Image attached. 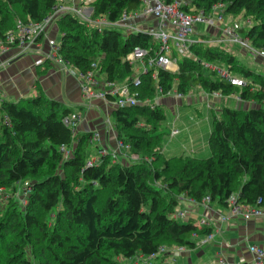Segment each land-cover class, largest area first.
Segmentation results:
<instances>
[{
  "label": "trees",
  "instance_id": "obj_1",
  "mask_svg": "<svg viewBox=\"0 0 264 264\" xmlns=\"http://www.w3.org/2000/svg\"><path fill=\"white\" fill-rule=\"evenodd\" d=\"M218 2L231 21L245 18L239 32L253 47H264V0H184L181 8L209 13ZM56 3L0 0V39L17 20L40 21ZM88 4L92 17L109 20L141 7L140 0ZM55 24L61 34L59 54L71 66L85 73L95 63L96 72L107 81L126 83L139 99L153 105H127L110 112L116 138L129 145L128 154L135 159L120 155L112 161L110 154H103L87 165L91 133L63 123L72 112L64 103L44 94L17 101L0 98V264H120L117 257L147 255L161 245L189 248L195 245L193 233L206 234L212 226L174 217L182 198L199 201L209 195L223 207L231 193L246 205L259 197L264 201L263 74L241 64L226 43H213L204 34L181 58L173 50L175 71L150 67L137 73L135 85L136 71L127 55L136 46L153 55L158 44L152 36L115 28L99 31L72 13L61 14ZM204 62L225 67L245 84H230ZM195 89L235 93L239 99L233 107L218 102L223 105L213 113L208 156H168L159 128L165 114L158 98L177 91L183 99ZM61 145L68 149L67 156ZM21 181L28 187L25 204L14 196L2 203L1 191L14 192Z\"/></svg>",
  "mask_w": 264,
  "mask_h": 264
},
{
  "label": "built area",
  "instance_id": "obj_2",
  "mask_svg": "<svg viewBox=\"0 0 264 264\" xmlns=\"http://www.w3.org/2000/svg\"><path fill=\"white\" fill-rule=\"evenodd\" d=\"M89 1L90 0H57V3L53 7L52 11L40 21L26 23L21 20H17L14 29L6 33L4 40L0 39V52L4 53L12 46H15L18 49L17 51L20 53L36 50L40 53V56L35 59L34 65H40L45 61H49L58 69L70 71L74 67L61 57L58 51L59 44L56 43L55 37L49 36V32L61 14L72 13L79 19V21L90 26H94L99 31L105 28L125 29V31L134 32L143 31L155 39L158 47L157 50L153 51V55H149L148 49L138 46L134 47L127 55V59L130 63H137V65L139 64L141 66V68L137 67L136 74L132 78L133 84L135 85L139 83L137 73L146 72V70L150 67L159 66L169 71H175L177 69V59L172 54L173 50L180 55L187 53L189 45L197 41L191 37L196 23L206 24L207 30L219 31L221 33L213 42L220 43L229 41L236 43L252 54L264 59V47H253L248 38L239 32L241 24L238 21H231L228 23L224 21V4L221 2L214 3L209 13H204L202 11L188 13L181 8L184 0H173L171 2H165L164 0H140V9L123 11L119 19L109 20L105 16L92 17L91 7L86 9L89 6ZM85 9L88 11L86 12ZM147 17L156 19V23L155 25L143 28L140 26V22ZM42 39L46 40L48 46L47 50H43ZM4 64H6V59L0 61V67ZM203 64L205 67L216 71L222 79L232 85L241 86L245 84V81L241 77L230 73L225 67L209 62H204ZM96 71L95 63H92L91 69L87 70L85 73H80L78 71L81 78V90L86 97L101 99L109 105L112 110L117 107L136 105L140 103L153 105L150 100L139 99L136 96V93L130 91L128 85L123 82L121 84H116L114 82L106 81V84L109 87L107 90L104 88H96ZM158 93H161L160 88L158 89ZM205 93L207 95L206 99L209 97L213 98L212 100H209L211 103L215 99L226 98L231 95L236 98V101L239 99L235 93H231L229 95H223L219 91ZM107 94L113 96V98L109 100L107 98ZM172 95L176 99L183 97L182 93L177 91H173ZM0 98H3L1 92ZM209 101H207L208 106L211 104H208ZM79 119L80 115L77 112L72 111L68 115H65L62 121L67 126L77 128ZM105 123L108 126V129H113V125L109 118L105 120ZM90 132L91 141L95 142L100 139L99 131L94 129ZM178 133L179 129L176 127H173L170 130L171 136ZM60 149L66 156L68 155V149L66 146L61 145ZM128 153L129 145L123 144L117 138L114 148L107 149L105 147H100L99 149V155L110 154L112 161H117L120 155H123L124 157L128 156L131 159L136 158L135 155H129ZM96 161H98V159H88L87 165H92ZM24 183L27 186V182ZM188 201L192 204L204 207L203 214L199 220V225H211L212 228L215 229V231L211 229L210 232L204 234L203 242L212 240L219 230L217 223L225 222L230 217H241L245 220L251 217H264V201L261 197H259L254 204L246 205L238 201L237 193H231L226 198V211L215 213L214 217H210L209 215L210 210H212L210 209V202L212 201L209 195L203 196L199 201H195L190 198H188ZM186 212L187 211L185 210H177L173 213V216L183 218L186 215ZM192 237L196 238L197 233H193ZM169 248L171 247L161 245L155 252L147 255L141 254V257L143 258L142 262H152L162 253L174 254L184 252L186 246L175 245L172 249L173 251H170ZM248 250L251 255L249 264H264V247L257 244H250L248 246Z\"/></svg>",
  "mask_w": 264,
  "mask_h": 264
},
{
  "label": "crops",
  "instance_id": "obj_3",
  "mask_svg": "<svg viewBox=\"0 0 264 264\" xmlns=\"http://www.w3.org/2000/svg\"><path fill=\"white\" fill-rule=\"evenodd\" d=\"M155 23L156 19L147 17L140 22V26L145 28L155 25ZM58 31L57 26L53 27L49 32V36L56 38ZM220 34L219 31H212L207 38L209 41L213 42ZM191 37L196 40L203 38L202 35L199 37ZM41 41L43 43V50H47L48 46L46 40L42 39ZM223 43L229 46L227 41ZM232 46L236 45L229 46V50L231 49L230 51L236 57H239L238 54L235 53V50L232 49ZM238 48L240 54L244 55V49ZM16 52L17 48L12 46L2 53L0 58H9L16 54ZM39 56L40 53L37 51L29 52L25 55L16 57L14 62L9 63L6 68L0 70V92L2 93V97L17 101L19 99L35 96L38 91L42 90L44 95L61 101L67 107L75 105V107L80 108L78 111L80 119L77 123V130L80 129L81 131L90 132L95 129L99 131L100 139L95 143L99 145V148L109 147V149H112L113 145H115L116 133L114 128L112 130L108 129L105 123V120L109 118L110 112L112 111L111 107L101 99L88 98L83 94L81 90V78L76 68L70 71H64L53 65L48 66V61L40 65H34L35 59ZM246 58H248L247 55ZM257 60H259V63L263 61L259 57ZM248 63L251 62L248 60ZM262 65L264 66V63ZM138 66L139 64L137 67ZM248 67L253 70L250 64ZM261 70L264 75V68H256L253 71L258 73V71L261 72ZM96 81V88H104L106 90L109 88L103 73H97ZM121 83V81L116 82V84ZM184 98L176 99L173 95H169L158 98V102L171 108L175 104H183V102H185L184 100H186L187 103L192 102L191 97L184 96ZM214 105L215 102H213L211 106ZM234 105H236V100H234ZM243 106H245V103H243ZM185 131L188 133L190 132L188 129ZM213 206L215 208L214 214L212 215V210H210V217H214L215 213L226 211V207L216 202H214ZM197 209H194L192 217L200 220L202 214L199 215V211H202ZM194 222L197 223L196 221ZM217 224L219 230L212 240L204 242V244L200 243V240L197 239L193 247H186L184 252L161 255V257H164L162 262L161 259H158L153 264H249L251 255L248 246L250 244H257L264 247V217H251L247 220L241 217H230L227 221ZM193 252H196L195 256ZM206 252L210 253L211 260L207 261L203 258Z\"/></svg>",
  "mask_w": 264,
  "mask_h": 264
},
{
  "label": "rangeland",
  "instance_id": "obj_4",
  "mask_svg": "<svg viewBox=\"0 0 264 264\" xmlns=\"http://www.w3.org/2000/svg\"><path fill=\"white\" fill-rule=\"evenodd\" d=\"M88 8H90V6H88L86 9H88ZM86 9H85V11H86ZM224 21L228 23V22H231V19H229L228 15H225ZM233 21H238L241 25L246 24V20L243 16H237ZM206 26H207L206 24L196 23L194 25V32L192 33V36L199 37L200 35H204V34L209 35L210 31L207 30ZM53 27H56V24L53 25ZM120 30L125 32V29H120ZM60 37H61V34L58 31V34L56 35V39H55L57 44H59V42H60ZM228 43H229L228 44L229 46L236 45V46H232V49L235 50V53L238 54L239 57H237V58L239 59L241 64H243L247 67L250 64L252 66L253 70H255L256 68L259 69L260 67L264 68V66L262 65L264 63V59H262L261 57H259L257 55L252 54L251 52L242 48L239 44L232 43L229 41H228ZM225 46H227V45H225ZM229 46H227V49H229ZM238 47L244 49V55L240 54ZM34 51H36V50H34ZM29 52H32V51H29ZM29 52L20 53L17 51L16 54L12 55L9 58L5 57V58L0 59V61L6 59V64H4L2 67H0V70L6 68L9 63L14 62L16 60V57L21 56V55H25ZM175 53H176V51H175ZM246 55L248 58H246ZM0 56H2V52H0ZM177 57L181 58V55L178 53ZM258 57L263 60V61L261 60L262 62H260L262 64H260L258 62L259 61V60H257ZM247 59L251 63H248ZM47 64H48V66L53 65L51 62L49 63V61L47 62ZM133 67H134V70L137 71V63H135L133 65ZM138 67L141 68L140 65ZM262 72H263L262 70H261V72L258 71V73H260V74H262ZM37 94H43L42 90L38 91ZM189 97H191V99H192L191 103H187L186 100H184L185 102H183V104H181V105L175 104L172 108L168 107L166 105H162V104L160 105V107L164 111L165 118L161 122V125L159 128H160V131L164 132L163 151L168 156L180 155L183 153L187 154V155L195 156V157H206V156H208L210 154V150L208 147V136H209V132H210L211 126H212L213 113L217 112L218 109H220V107L223 104L233 107L234 106V100H236V98H234V96H232V95L227 96L226 98H218V99H215L214 101H212V103L215 102V105L211 106L212 103L209 100H212L213 98L209 97V98H207L208 99L207 100L206 99V97H207L206 93L204 91H202L201 89L193 90L189 94ZM49 98H51V97H49ZM201 98H203V99H201ZM225 99H226V101H225ZM207 101H209L208 104L211 103L209 106L207 105ZM219 101H223V104L218 103ZM224 101H225V103H224ZM69 108L72 111L77 112V113L80 110V108L75 107V105H73ZM109 120L113 124V116L112 115L109 116ZM173 127L178 128L179 133L171 136L170 130ZM187 129H188V131H190L189 133L185 131ZM77 131L85 132V131H81L80 129H78ZM86 132H89V131H86ZM95 142L91 141L88 154H89V159L97 160V159H99V145L96 144ZM107 149H109V147H107ZM27 193H28V187L25 185L24 181L17 182L14 192L11 190H2L1 191V194H2L1 202L3 203L4 201H7L8 198H11V196H14V197H16V199L19 201V203L21 205H24L25 201H26ZM185 200H188V199L186 197L182 198L179 207L176 209V211L177 210L187 211L186 215L183 218H181V217L178 218L179 221L186 220L189 217L193 218L192 213H193L194 209H197V208L202 211V212L199 211V215L203 214L204 207L198 206L197 204L189 203V201H185ZM213 204H214V202H210V206H211L210 209H212L211 214H214L215 208H214ZM215 211H217V210H215ZM198 220L194 219V221H196L197 224L199 225ZM212 230L215 231V229H213V228H212ZM215 235H217V234H215ZM197 238L200 239V243H204L203 242L204 234H199V235L197 234V237L195 238V240H197ZM165 246L171 247V248H169L170 251H173L172 249L175 247V245H165ZM195 253L196 252H193L194 256L196 255ZM161 255H165V254L162 253V254L158 255L155 258V260H153L152 262L151 261L142 262L143 258L141 257V254H136L132 258H125V257H117V258H118L120 264H153L158 259H161V262H162L164 257L163 256L161 257ZM203 258L206 259L207 261L211 260L210 253L206 252L205 255L203 256Z\"/></svg>",
  "mask_w": 264,
  "mask_h": 264
}]
</instances>
